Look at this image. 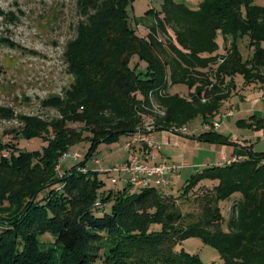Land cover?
<instances>
[{
	"label": "trees",
	"instance_id": "trees-1",
	"mask_svg": "<svg viewBox=\"0 0 264 264\" xmlns=\"http://www.w3.org/2000/svg\"><path fill=\"white\" fill-rule=\"evenodd\" d=\"M133 1L77 0L83 20L63 54L72 82L46 101L57 117L4 110L21 126L12 140L0 136V264H203L179 248L190 238L214 247L223 264H264V154L198 170L178 194L129 180L106 191L100 173L82 171L99 143L132 135L150 118L155 131L197 118L209 124L236 91L237 76L244 87L264 89V6L204 0L193 9L159 0V11L133 25ZM220 30L232 39L221 53ZM244 37L254 49L248 60L239 47ZM177 85L188 93H170ZM22 139L44 144L24 150ZM199 139L223 142L212 132ZM85 141V160L60 176L62 156ZM226 200H233L227 227ZM193 202L199 213L185 215L181 203Z\"/></svg>",
	"mask_w": 264,
	"mask_h": 264
},
{
	"label": "rangeland",
	"instance_id": "rangeland-1",
	"mask_svg": "<svg viewBox=\"0 0 264 264\" xmlns=\"http://www.w3.org/2000/svg\"><path fill=\"white\" fill-rule=\"evenodd\" d=\"M175 1L198 9L204 0ZM251 1L253 5L264 6V0ZM160 8L159 0H134L128 9V13L132 15L130 23L135 25V22L141 20L149 9L159 11ZM82 20L77 0H0V38L6 40L5 44L0 46V136L5 140L14 139L17 132L14 134L13 131L18 130L21 125L16 118L7 119L4 110H11L15 117L31 116L49 121L58 116L53 108L46 107V101L55 96H62L72 82V78L67 73L63 54L68 42L75 39L78 23ZM141 27L143 28L142 24ZM217 39L220 53L232 40L229 38L227 41L222 30L218 32ZM239 47L245 60L254 53V49L249 47L248 37L239 39ZM142 68H145V65H142ZM169 91L172 94H187L188 88L177 85ZM200 123L199 118L190 123L188 125L190 133ZM126 137L128 136L122 135L119 141L99 143L96 152L86 165L93 171H99L100 166L93 164L94 159H99L100 162L105 161L102 164L107 169L112 166L120 167L117 171L123 169L125 164L120 165L125 162L127 151L124 150L123 143ZM43 144V139L32 141L22 139L19 147L33 151L41 149ZM90 146L89 141L81 142L69 149L68 153L71 156L79 154L82 157L81 161H84ZM115 153L123 154L125 157H118L116 163H112V159H108V156ZM136 154L142 155V152L137 151ZM75 163L73 158L63 160L60 164L63 167L61 175L70 170ZM84 169L86 172L87 169ZM99 173L100 179L106 183L104 187L106 191L122 189L125 185L124 182L119 185L112 183L113 177H118V174L110 173L112 175L110 178V174ZM187 181L185 180L181 187ZM157 188L160 193H164V188L159 186ZM180 188L176 189L174 194H178ZM232 206L233 200L220 202L225 227L231 217ZM180 207L185 215L199 213L194 202L181 203ZM179 248H184L188 253L198 256L203 264H223L218 251L199 238H190Z\"/></svg>",
	"mask_w": 264,
	"mask_h": 264
},
{
	"label": "crops",
	"instance_id": "crops-1",
	"mask_svg": "<svg viewBox=\"0 0 264 264\" xmlns=\"http://www.w3.org/2000/svg\"><path fill=\"white\" fill-rule=\"evenodd\" d=\"M231 42L229 41V44ZM235 80L238 85L236 91L221 104L216 114L210 119V124H219L215 129L206 130L203 120L199 118L201 123L192 133L188 131V134H181L173 130L155 131L153 139L161 146V150H144L145 146L142 145L127 150L126 145L132 139V135H128L123 143L124 150L127 151L126 157L123 154L115 153L110 154L108 159H112V163H116L115 160L118 157H125V162L120 166L125 164L124 167H126L132 156L137 155L136 152L139 151L142 152V155L150 156L146 159L148 164L161 162L182 164V169L165 175L170 183L168 187L159 186L164 188V193L174 194L175 190L180 188L181 184L198 170L208 166H222L234 161L245 160L251 158L252 154H264V97H262L264 89L254 85L253 87H244L243 78L239 76ZM206 132L216 134L223 142H207L199 139L200 135ZM102 162L99 159L93 160L95 166H100L99 171L94 172H103L108 175L110 173L118 174V177H113L112 183L119 185L124 182L127 184L128 176L117 171L120 167L112 166L107 169ZM86 168L92 170L91 167L86 166ZM62 172L63 167L60 166V176ZM111 176L110 174L109 177L111 178Z\"/></svg>",
	"mask_w": 264,
	"mask_h": 264
},
{
	"label": "built area",
	"instance_id": "built-area-1",
	"mask_svg": "<svg viewBox=\"0 0 264 264\" xmlns=\"http://www.w3.org/2000/svg\"><path fill=\"white\" fill-rule=\"evenodd\" d=\"M142 27L139 26V30ZM154 112L156 115H165V111L160 109L159 106H154ZM232 115V114H231ZM206 130H213L219 126V124H205L203 125ZM155 121L153 118L148 119L132 134V139L127 143L126 149L130 150L137 145L145 146L147 149L161 150V146L153 139V133L155 132ZM173 131L181 134H188V127L183 126L178 129H172ZM73 158L76 163L80 162L81 156L75 154L71 156L68 152L65 153L60 159V164L65 159ZM150 158L149 155H134L123 169L119 170L128 176L129 184L133 188L155 186H169V181L165 179V175L168 173H175L177 170L182 169V164H167L166 162L148 164L146 159ZM60 165L58 166V171ZM85 172V169L82 170ZM62 176V175H61Z\"/></svg>",
	"mask_w": 264,
	"mask_h": 264
}]
</instances>
